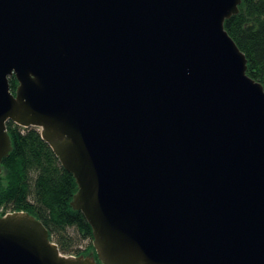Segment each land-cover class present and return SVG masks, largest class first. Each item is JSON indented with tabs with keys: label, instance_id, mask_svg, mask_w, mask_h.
I'll list each match as a JSON object with an SVG mask.
<instances>
[{
	"label": "water",
	"instance_id": "95a60500",
	"mask_svg": "<svg viewBox=\"0 0 264 264\" xmlns=\"http://www.w3.org/2000/svg\"><path fill=\"white\" fill-rule=\"evenodd\" d=\"M240 3L0 0V163L6 122L36 127L102 264H264V88L224 27ZM0 264L96 263L17 211Z\"/></svg>",
	"mask_w": 264,
	"mask_h": 264
},
{
	"label": "trees",
	"instance_id": "16d2710c",
	"mask_svg": "<svg viewBox=\"0 0 264 264\" xmlns=\"http://www.w3.org/2000/svg\"><path fill=\"white\" fill-rule=\"evenodd\" d=\"M224 27L247 58V74L264 88V0H241ZM10 89L18 85L14 76ZM11 151L0 163V216L22 211L40 220L62 254L93 255L92 228L71 206L77 192L72 173L59 162L36 127L6 122ZM86 241V246H81Z\"/></svg>",
	"mask_w": 264,
	"mask_h": 264
},
{
	"label": "rangeland",
	"instance_id": "374dc122",
	"mask_svg": "<svg viewBox=\"0 0 264 264\" xmlns=\"http://www.w3.org/2000/svg\"><path fill=\"white\" fill-rule=\"evenodd\" d=\"M81 246H82V247H83V246H86V241L83 242ZM86 257L93 259V260L95 261V263H96V259L94 258L93 255L90 254V255H87ZM98 260H99V259H98Z\"/></svg>",
	"mask_w": 264,
	"mask_h": 264
},
{
	"label": "built area",
	"instance_id": "2783aa9c",
	"mask_svg": "<svg viewBox=\"0 0 264 264\" xmlns=\"http://www.w3.org/2000/svg\"><path fill=\"white\" fill-rule=\"evenodd\" d=\"M8 213V212H7Z\"/></svg>",
	"mask_w": 264,
	"mask_h": 264
}]
</instances>
